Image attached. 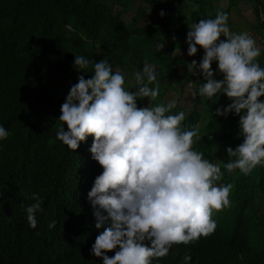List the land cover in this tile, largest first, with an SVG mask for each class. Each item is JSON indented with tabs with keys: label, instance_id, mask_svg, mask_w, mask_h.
<instances>
[{
	"label": "trees",
	"instance_id": "obj_1",
	"mask_svg": "<svg viewBox=\"0 0 264 264\" xmlns=\"http://www.w3.org/2000/svg\"><path fill=\"white\" fill-rule=\"evenodd\" d=\"M218 1L222 0H0V124L9 130L0 140V238L21 251L18 244L30 231L25 205L33 202L31 193L36 192L41 201L52 200L56 219L66 227L71 244L68 258H48L70 264H103L102 257L97 261L99 257L90 255L87 243L79 245L80 228L74 221L86 211V203L57 205L54 200L63 190L74 192L89 183L94 169L88 159L93 157V135L76 150L56 135L64 123L58 120V105L81 74L74 68L75 54L94 60L106 57L120 72L142 70L147 61L156 67L158 79L150 86L158 84L159 94L166 92L161 87L165 78L189 82L198 93L204 78L189 72L187 64L199 61L204 49L198 46L195 55L188 54L189 25L214 18L218 10L229 13L230 25V12L240 11L243 3L255 15V34L263 36L262 42L256 39L261 49L256 59L264 66V0H226V8H220ZM130 10L134 13L127 21L123 16ZM212 67L216 69V62ZM85 71L91 72L92 64ZM82 74L85 78L92 75ZM216 78L223 75L217 73ZM194 99L195 105L188 113L184 111L181 124L191 128L203 120L202 131L193 137V148L221 166L223 175L215 183H230L232 189L229 204L212 211L215 230L187 244H173L161 264H233L239 253L237 264H264V164L247 175L238 168L231 172L224 168L229 159L227 147L243 142L238 135L239 115L215 113L216 108L231 103L226 93L213 98L195 95ZM259 99L264 101V95ZM146 102L147 97L137 98L138 107L147 106ZM170 111L181 108L176 104ZM221 238L223 248L219 250ZM36 240L54 254L47 240ZM106 251L115 253V249ZM184 252H189L186 257L190 259L184 258ZM19 254L18 264H40L28 251Z\"/></svg>",
	"mask_w": 264,
	"mask_h": 264
},
{
	"label": "clouds",
	"instance_id": "obj_2",
	"mask_svg": "<svg viewBox=\"0 0 264 264\" xmlns=\"http://www.w3.org/2000/svg\"><path fill=\"white\" fill-rule=\"evenodd\" d=\"M160 14L165 15L163 9ZM228 17V12L218 10L214 18L189 25L188 54L195 55L198 46L204 54L187 67L204 78L194 96L213 98L226 93L231 98V103L216 108L215 113L239 115L238 135L243 142L227 147L229 159L223 166L247 175L264 164V101L259 99L264 95V66L256 59L261 49L255 38L247 31H231ZM89 64L91 72L85 71ZM74 68L81 74L61 104L58 120L64 123L56 135L73 150L93 135V157L88 159L94 169L89 183L74 192L63 190L54 200L57 205L86 203V211L74 221L80 228L79 245L87 243L90 255L99 257L97 261L102 257L103 264H161L173 244H187L213 232L217 224L212 211L229 204L232 185L216 184L223 175L221 166L193 148L200 125L182 126L185 112L170 111L175 101L152 103L159 95L158 84L150 86L158 79L155 65L145 61L142 70L135 72L134 89L125 87L124 74L115 71L106 57L94 60L75 54ZM82 73L92 75L85 78ZM217 73L223 78L217 79ZM144 97L150 98V105L138 107L137 98ZM8 134L0 124V140ZM31 199L25 205L30 231L18 244L21 251L0 238V264H18L23 251L40 264H70L48 258H68L71 248L66 227L59 225L53 212L54 203L41 201L36 192ZM37 237L47 240L54 254ZM113 249L114 254L106 251ZM188 253L184 252V258Z\"/></svg>",
	"mask_w": 264,
	"mask_h": 264
},
{
	"label": "rangeland",
	"instance_id": "obj_3",
	"mask_svg": "<svg viewBox=\"0 0 264 264\" xmlns=\"http://www.w3.org/2000/svg\"><path fill=\"white\" fill-rule=\"evenodd\" d=\"M218 3H220L219 5L220 8H226L228 6V1L226 0L218 1L217 4ZM239 9L241 10L236 11V12L235 11L230 12L232 13V17L230 20L231 22L229 21L230 30L234 32L247 31L255 38V40L256 39L261 40L262 42L263 36L261 34L257 35L254 32L255 15L253 14L251 8L248 6V4L241 3L239 5ZM133 13H134V10H130L129 12L125 13L123 17L127 21H129ZM258 45H260V43ZM116 71H117V68H116ZM121 73H123L125 76V87L126 88L132 89L137 86L136 80H135V72H133L130 69H127V70H123V72ZM186 84L187 83L182 84L181 82L177 81L174 78H165L162 81L161 87L166 88V92L164 93V95L159 94L157 97L153 98L152 103L155 105L159 103H164V102L168 103L169 101H175L176 104L180 106L181 110L188 113L192 109V107L195 105L196 102L194 99L195 96L193 95L195 93L194 89L192 88L193 84L191 85L189 82H188V85ZM150 103H151V100L149 97H147L146 105L149 106ZM198 108L201 109V107H198ZM58 111H59V114H61V104H59ZM203 124L204 122L202 120L199 123L200 125L199 130L203 128Z\"/></svg>",
	"mask_w": 264,
	"mask_h": 264
}]
</instances>
